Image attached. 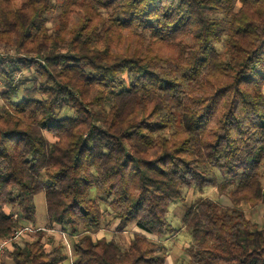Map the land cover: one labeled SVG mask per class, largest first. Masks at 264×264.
<instances>
[{
	"label": "trees",
	"instance_id": "trees-1",
	"mask_svg": "<svg viewBox=\"0 0 264 264\" xmlns=\"http://www.w3.org/2000/svg\"><path fill=\"white\" fill-rule=\"evenodd\" d=\"M0 43V244L33 238L1 264H65L55 228L72 264H165L195 187L232 206L187 208L186 264H264V214L242 210L264 205V0H0ZM112 221L128 249L95 238Z\"/></svg>",
	"mask_w": 264,
	"mask_h": 264
},
{
	"label": "rangeland",
	"instance_id": "rangeland-1",
	"mask_svg": "<svg viewBox=\"0 0 264 264\" xmlns=\"http://www.w3.org/2000/svg\"><path fill=\"white\" fill-rule=\"evenodd\" d=\"M56 14L53 13L50 16V22L47 24L49 28L54 27V23L56 22ZM0 43V56L4 59H9L14 57L16 54L5 47ZM218 49L221 52H224V47L222 44L218 45ZM21 57V56H20ZM30 60L34 59L33 56L29 57ZM21 75H18L17 79L19 80ZM4 88V87H3ZM3 88L0 87V91H3ZM1 106V103H0ZM216 178L219 182H223L225 178L219 173L215 172ZM263 184H264V173H263ZM217 187H203V188H191L187 189L184 192V200L180 202H176L171 205L170 213L168 216V220L170 224L176 229L177 233L174 236L167 237L163 240V244L166 249L167 260L165 264H186L188 262V254L186 253V249L190 247L192 244V235L191 233L183 227L182 219L185 211L194 202L197 198L205 197L213 200L218 205L223 208H228L232 206V203L227 195H221L218 191ZM92 197H96V191L93 190L91 193ZM35 206L37 209V226L41 228H46L47 224V209H46V200L45 194L40 193L35 197ZM105 209V206H103ZM242 210L245 213L246 217L252 220L254 223L262 226L263 224V214H264V205H260L258 207H251L247 204L242 205ZM115 222L112 221L110 225H105L102 229L95 234V238L106 237L108 239H113L116 237V240L121 244V246L125 249H128L130 243L133 239L134 232H138V230L131 226L127 229L126 232L115 234ZM31 233V232H28ZM63 234L65 236H63ZM54 240H52V239ZM51 239V240H49ZM77 238L71 237L68 233H64L63 231H55V233H51L49 231L48 237H46L45 247L49 251L53 245H62L65 249V252L68 254L69 259L65 262V264H72L73 261V245ZM33 241L32 235L26 234L21 237V240L16 242L20 246H24L26 242ZM9 252L2 257H0V264L2 260H6L11 263L9 258Z\"/></svg>",
	"mask_w": 264,
	"mask_h": 264
},
{
	"label": "built area",
	"instance_id": "built-area-1",
	"mask_svg": "<svg viewBox=\"0 0 264 264\" xmlns=\"http://www.w3.org/2000/svg\"><path fill=\"white\" fill-rule=\"evenodd\" d=\"M28 232H31V229H24L22 231H19L15 234H13L11 237L5 239L1 244H0V257L4 256L6 252L12 250L13 244L21 240V237L23 235L29 234ZM63 236H65L63 234Z\"/></svg>",
	"mask_w": 264,
	"mask_h": 264
},
{
	"label": "crops",
	"instance_id": "crops-1",
	"mask_svg": "<svg viewBox=\"0 0 264 264\" xmlns=\"http://www.w3.org/2000/svg\"><path fill=\"white\" fill-rule=\"evenodd\" d=\"M46 227H47V225H46ZM54 230H55V231H57L58 229H56V228H55ZM50 232H51V233H54V231H53V230H50Z\"/></svg>",
	"mask_w": 264,
	"mask_h": 264
}]
</instances>
